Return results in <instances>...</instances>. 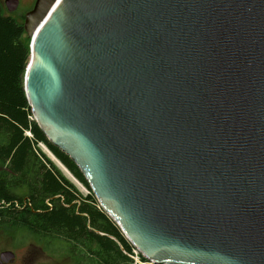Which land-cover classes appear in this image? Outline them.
Returning <instances> with one entry per match:
<instances>
[{
  "label": "water",
  "instance_id": "1",
  "mask_svg": "<svg viewBox=\"0 0 264 264\" xmlns=\"http://www.w3.org/2000/svg\"><path fill=\"white\" fill-rule=\"evenodd\" d=\"M24 31L34 121L145 259L264 264V0H36Z\"/></svg>",
  "mask_w": 264,
  "mask_h": 264
},
{
  "label": "trees",
  "instance_id": "2",
  "mask_svg": "<svg viewBox=\"0 0 264 264\" xmlns=\"http://www.w3.org/2000/svg\"><path fill=\"white\" fill-rule=\"evenodd\" d=\"M26 35L24 24L0 2V227L29 232L45 241L46 251L58 242L75 264H134L132 244L100 207L77 165L33 119L24 90L31 56Z\"/></svg>",
  "mask_w": 264,
  "mask_h": 264
},
{
  "label": "rangeland",
  "instance_id": "3",
  "mask_svg": "<svg viewBox=\"0 0 264 264\" xmlns=\"http://www.w3.org/2000/svg\"><path fill=\"white\" fill-rule=\"evenodd\" d=\"M5 0L0 2L5 6ZM6 7V6H5ZM31 8L30 0H20L18 13H9L19 23H23L20 13H25ZM25 37H28L27 35ZM29 45L31 40L29 39ZM45 152L49 153L45 149ZM52 158V157H51ZM54 159V158H52ZM66 173V172H65ZM69 178V174L66 173ZM78 185V184H77ZM79 186V185H78ZM80 187V191L87 194V189ZM59 243L54 242L51 250H45V241L33 236L25 230L0 227V255L5 251L14 252L15 260L10 264H75V260L58 250Z\"/></svg>",
  "mask_w": 264,
  "mask_h": 264
},
{
  "label": "built area",
  "instance_id": "4",
  "mask_svg": "<svg viewBox=\"0 0 264 264\" xmlns=\"http://www.w3.org/2000/svg\"><path fill=\"white\" fill-rule=\"evenodd\" d=\"M40 146L44 149V151H45V149L47 150V148L44 145H41L40 144ZM48 154H51V153L49 152ZM75 182H76V184H78L79 186H81L77 181H75ZM81 187L84 188L83 186H81ZM88 193L89 192L87 191V194ZM142 257L143 256L140 254V252L136 248L133 247L131 258L134 260V264H147V263H145V262L142 261ZM149 264H152V263L149 262Z\"/></svg>",
  "mask_w": 264,
  "mask_h": 264
},
{
  "label": "flooded vegetation",
  "instance_id": "5",
  "mask_svg": "<svg viewBox=\"0 0 264 264\" xmlns=\"http://www.w3.org/2000/svg\"><path fill=\"white\" fill-rule=\"evenodd\" d=\"M31 1V8L27 11V12H25V13H20L19 15H20V17H21V19L23 20V22H25V16H26V14L28 13V12H30L33 8H34V6H35V3H36V0H30ZM20 7V6H19ZM19 10V9H18ZM18 10L15 12V13H18Z\"/></svg>",
  "mask_w": 264,
  "mask_h": 264
},
{
  "label": "bare ground",
  "instance_id": "6",
  "mask_svg": "<svg viewBox=\"0 0 264 264\" xmlns=\"http://www.w3.org/2000/svg\"><path fill=\"white\" fill-rule=\"evenodd\" d=\"M50 155V157H52V158H54L51 154H49ZM55 162H56V160H55V158L53 159ZM67 173V172H66ZM75 181V180H74ZM128 240V239H127ZM129 241V240H128ZM130 242V241H129Z\"/></svg>",
  "mask_w": 264,
  "mask_h": 264
}]
</instances>
